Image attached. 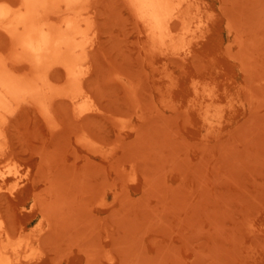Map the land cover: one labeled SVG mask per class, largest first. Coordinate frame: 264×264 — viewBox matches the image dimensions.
<instances>
[{
	"label": "rangeland",
	"instance_id": "1",
	"mask_svg": "<svg viewBox=\"0 0 264 264\" xmlns=\"http://www.w3.org/2000/svg\"><path fill=\"white\" fill-rule=\"evenodd\" d=\"M193 2L173 52L150 51L124 0H93L84 97L52 65L7 100L9 264H264V0ZM8 30L0 60L21 73Z\"/></svg>",
	"mask_w": 264,
	"mask_h": 264
},
{
	"label": "bare ground",
	"instance_id": "2",
	"mask_svg": "<svg viewBox=\"0 0 264 264\" xmlns=\"http://www.w3.org/2000/svg\"><path fill=\"white\" fill-rule=\"evenodd\" d=\"M20 1L22 9L17 13L0 6V20L7 24L13 43L11 51L27 66L26 71L19 73L11 70L4 59L0 60V114L18 89L30 91L28 89L33 85L48 81L43 77L44 67L52 65L65 71L61 93L75 105L85 94L77 68L88 59L87 45L95 32L94 23L88 16L93 0ZM193 1L124 0L146 33L150 51L164 46L173 52L178 51L179 39L189 35V31L192 33L191 22L200 12ZM1 136L0 132V146ZM0 259V264H9L1 252Z\"/></svg>",
	"mask_w": 264,
	"mask_h": 264
}]
</instances>
